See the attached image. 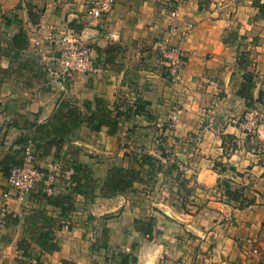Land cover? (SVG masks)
I'll use <instances>...</instances> for the list:
<instances>
[{
	"label": "crops",
	"instance_id": "1",
	"mask_svg": "<svg viewBox=\"0 0 264 264\" xmlns=\"http://www.w3.org/2000/svg\"><path fill=\"white\" fill-rule=\"evenodd\" d=\"M93 1L0 0V216L9 168L21 161L34 124L47 122L64 102L83 108L86 99L129 112L114 135L106 125L82 123L60 147L49 146L42 161L73 154L87 168L85 191L66 212L45 198L21 204L10 198L7 223L0 224V264H264L238 243L248 236L264 243V0H116L99 18L89 13ZM63 28L90 41L105 69L57 77L50 37ZM168 37L187 54L172 85L158 48ZM139 103L144 109L135 112ZM252 112L257 126L250 130L245 119ZM200 119L208 122L202 127ZM149 129L163 134L156 141L174 147L176 160L162 157L160 170L145 164L135 189L102 195L110 168L131 164L126 153L137 148L160 156L163 146L142 138ZM221 132L236 141L229 153ZM86 144L100 151L90 147L87 154ZM178 172L208 200L184 224L194 236L180 233L187 212L167 192L180 195L183 187L172 182ZM150 218L152 236L139 229ZM121 251L136 261L122 259Z\"/></svg>",
	"mask_w": 264,
	"mask_h": 264
},
{
	"label": "built area",
	"instance_id": "2",
	"mask_svg": "<svg viewBox=\"0 0 264 264\" xmlns=\"http://www.w3.org/2000/svg\"><path fill=\"white\" fill-rule=\"evenodd\" d=\"M114 5L115 0H94L89 8V13L94 18H99L112 10ZM192 27V23H189L184 34ZM170 31L173 30L170 29ZM50 38V44L55 45L54 50L58 53L55 57L56 68L51 69L57 77L65 78L72 76L74 73L87 74L105 69V65L97 62L94 57L91 42L74 29L63 28ZM158 48L162 53L164 65L170 71L172 70L175 73L185 62L186 51L178 42L171 41L169 37L161 40ZM73 161L74 158H69L66 162L48 160L43 165L39 162L35 140L30 133L23 147L21 162L10 167L7 177L8 189L3 191V198L5 201L14 198L23 203L28 200L29 194L37 185L41 187L44 193L51 194L59 188V183L65 186L74 184L75 169ZM2 207L3 214L0 216V224L5 222L4 215L7 211V202Z\"/></svg>",
	"mask_w": 264,
	"mask_h": 264
},
{
	"label": "trees",
	"instance_id": "3",
	"mask_svg": "<svg viewBox=\"0 0 264 264\" xmlns=\"http://www.w3.org/2000/svg\"><path fill=\"white\" fill-rule=\"evenodd\" d=\"M17 36L24 38L23 31H20ZM244 96L246 97V99H250L249 96ZM251 102L252 100H250L248 104H251ZM143 109L144 106L139 103L135 108V112H140ZM127 116H129L128 111L117 109V107L113 108L102 98H96L95 101L86 99L83 102V108L73 102H64L62 103V106H60V108H58L52 114L47 122L34 124L31 132L34 133L33 139L36 143V154L40 159L41 154L39 152V148H41V151L43 152L42 156H46L47 153L50 152L49 146L56 145L57 148L60 147L63 143L65 135L70 132L73 127L82 123H86L94 129H99L102 125H106L108 126L109 134L114 135L119 130L120 121ZM42 133H44L46 137H48L47 141H45L42 137ZM126 154L130 156V161H133V163L129 166H113L112 168H110L101 187L102 195L111 196L116 193L135 189V182L143 180L141 167L145 164L155 170H160L162 167L160 164V159L151 153L142 152L141 154H139L138 152H128ZM52 160L64 161V159L59 157V155L57 154L53 156ZM20 162L21 161H19L18 163ZM73 166L75 169V173L73 175V180L75 182L74 184L65 186L59 183V188L56 189V192L51 194L44 193L42 190L40 191L38 189L37 192L31 194V197H40L43 199L45 198L48 202L60 206L62 208V212H66L72 209L74 207V195L76 193H82L85 191L83 188V182H81V178L83 176H86L85 173L87 170V168L81 166L75 159L73 161ZM60 187L63 188V191L61 192L59 190ZM7 218V214H5L4 220L6 223L8 220ZM138 221L139 219L135 220V226H137ZM139 229L147 232L150 236H152L155 230L153 218H150L145 229ZM104 236H106V234H104ZM101 245L107 246L106 242L102 243ZM120 254L122 259H126L127 257L130 258V255H133V257H131L132 261H136L137 259L134 254L131 253L128 254L121 251ZM124 264H126V260L124 261Z\"/></svg>",
	"mask_w": 264,
	"mask_h": 264
},
{
	"label": "rangeland",
	"instance_id": "4",
	"mask_svg": "<svg viewBox=\"0 0 264 264\" xmlns=\"http://www.w3.org/2000/svg\"><path fill=\"white\" fill-rule=\"evenodd\" d=\"M115 3H116V0H115ZM92 50H93V48H92ZM186 61H187V56H186L185 62L181 65L180 68L177 69V71L175 73L172 70L170 71L169 69H165V72H166L167 77H168L165 81L168 84L172 85V84L176 83L177 81H180L181 71H182V68L184 67ZM247 105L249 106V104H247ZM255 115L256 114L254 112H252L245 119V120H247L246 121V126L250 130L251 129H254L257 126V116H255ZM172 119H173L172 116H170V118H169L170 123H171V120ZM206 122H208V121H206L205 119H200V122H199L200 124L199 125L203 127L206 124ZM168 124H169V122H168ZM168 124H166V125H168ZM148 125L149 124H147L146 126H148ZM249 127H251V128H249ZM149 128H151V126ZM31 135L33 136L34 133L31 132ZM160 135L163 136V134H161L160 132H159V134H157L156 131L153 132L152 130L149 129L148 130V133L145 134L144 136H142V138H143V140H146L147 141V144H150L151 147H160L159 145L163 146V144H160V143H158L156 141V136L160 137ZM231 135L228 134V133H226V132L225 133L224 132H221V136H222L223 142L225 144L224 147H225V152L226 153H229L231 151L232 147L234 146L233 144H235V142H236L234 140V137L231 136ZM168 146L169 145L163 146V148L161 149V152H159L160 153V156H158V158L159 159H162V157H164V158L167 159V161H175L176 158H177L176 151H175L174 147L171 148L170 146L169 147ZM90 147L92 149H96L94 145L89 146L88 144H86V146L83 147V150L87 154H90L91 155V152L89 150H87V148H90ZM95 151H100V150H97L96 149ZM162 151H163V154H162ZM39 152L41 154V155L39 154L40 155L39 162L44 165V164L47 163V161H45V162L44 161H40V160H42L41 157H43L42 156L43 152L41 151V148H39ZM131 152H138L139 154H141L142 152L143 153H146V152L147 153H150V151H148V150H145V149H137V148L135 150H132ZM97 153H100V152H97ZM22 154H23V149H22ZM94 155H96V154L94 153ZM52 158L53 157H51L50 159L52 160ZM69 158H74V155L73 154L72 155H68L65 158V160L67 161ZM110 158H111V156H110ZM66 161H63V162H66ZM119 161H129V160H128V157H126L124 159H120ZM180 162L181 161L178 162L179 167H181L180 166ZM130 163L132 164L133 161H130ZM131 164H129V165H131ZM155 174H157V173L155 172L152 176H154ZM152 176H151V178H152ZM173 176L174 175H171V177H173ZM175 180H177L179 182V184L183 187L181 189L180 195L178 196L177 194H173L169 190H167V192H169V194L171 196L176 197V198L179 199V203H177L178 204L177 205L178 206V209L181 210V211L187 212L186 217H183V218H185V220H184L185 222L182 224L183 225L182 226V229H181L182 232H180V233L183 234V235H188V237H189V234H190V236H192V235L194 236V234L191 232V230H188L187 227L184 226V224L185 223H189L188 221H190V222L193 221L198 214H202L204 207L208 206V204H207L208 203V200H207L206 197L204 199L203 196H200L199 194L196 193V186L197 185L194 182L191 184V186L190 185H187L188 184V181L186 183L185 182L186 181L185 178L184 177L182 178V176L179 175V172L173 177L172 182H174ZM162 184L164 185V187H166V184L164 183V181H162ZM235 188H237V190L240 189V188H238L236 186H235ZM38 189L41 191V189H40V187L38 185L35 186L34 190L28 196L29 199L32 198L31 197V194L37 192ZM167 198H169V195H167ZM239 198H240V196H239ZM243 199H244V197H243V195H241V199L240 200L243 201ZM15 200H17V199H15ZM6 202H7V205H8V200L5 201V203ZM18 202L20 204L22 203V202H20V200ZM7 208H8V206H7ZM63 222H64V226L67 227V228H69L71 226V224H72V222L71 221H68V220H65ZM3 224L6 225V222H4ZM263 227H264V224L262 225V228ZM183 231H185L187 234H185ZM262 237H264V235ZM103 238H104L103 240H100L101 244L104 243L106 239H108V235H107V238H106V236H103ZM238 243H239V245L240 244H242V245L243 244H246V250H247V252L249 250V253L250 254H253V255L255 254V255L259 256V263L262 262V261L264 262V243L261 241L260 237L255 239L254 236H248L244 240L238 239Z\"/></svg>",
	"mask_w": 264,
	"mask_h": 264
}]
</instances>
